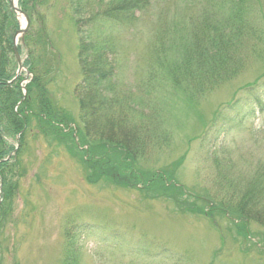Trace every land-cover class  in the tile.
I'll return each instance as SVG.
<instances>
[{"label": "trees", "instance_id": "trees-1", "mask_svg": "<svg viewBox=\"0 0 264 264\" xmlns=\"http://www.w3.org/2000/svg\"><path fill=\"white\" fill-rule=\"evenodd\" d=\"M177 3L178 0H69L82 72L75 92L80 106L78 141L86 145L83 137L90 142L89 149L83 152L85 162L102 178L123 173L117 164L119 159L135 185L170 191L174 180L171 175L140 168L154 149L170 143L162 99L183 92L190 101H201L238 76L264 44V0H193L183 6ZM18 7L30 20L18 50L21 55L27 53L24 66L32 78L24 95L23 76L13 81L18 68L14 37L20 24L8 0H0V233L24 177L21 166L29 137L47 132L67 137L60 125L73 123L71 116L55 105L48 89L53 77L48 78V70L41 71L42 59L37 52L39 44L53 49L46 27L51 1L18 0ZM144 29L149 31L146 57L134 69V83L124 86L122 72L126 68L122 62L128 59L125 40ZM262 98L263 84L245 88L216 112L200 144L206 147L213 140L216 145L219 133L229 131L227 124L231 131V115H239L246 106L264 110ZM220 121L225 122V127ZM210 159L212 171L208 173L210 179H206L210 201L201 212L209 216L213 211L234 214L264 228V157L248 168H240L239 161L217 152ZM174 190L184 195L182 189ZM77 252L67 245L63 264H79ZM167 253L170 254L164 250ZM144 255L156 257L151 250Z\"/></svg>", "mask_w": 264, "mask_h": 264}, {"label": "rangeland", "instance_id": "rangeland-1", "mask_svg": "<svg viewBox=\"0 0 264 264\" xmlns=\"http://www.w3.org/2000/svg\"><path fill=\"white\" fill-rule=\"evenodd\" d=\"M50 1L46 27L53 49L39 44L41 71L51 73L47 77H53L48 87L53 101L79 129L75 92L82 72L76 27L69 0ZM148 36L144 29L125 40L124 86L134 83V69L146 57ZM259 83L264 85V44L238 76L201 101L192 102L183 92L162 99L170 143L154 149L140 168L171 175L174 186L186 189L184 195L135 185L119 159L122 174L102 178L93 173L83 155L90 142L82 137V145L75 127L67 137L51 132L30 136L22 158L24 177L0 233V264H63L67 245L78 251L79 264H264L263 227L236 223L234 214L201 212L210 201L206 179L212 153L232 157L240 168L264 157V110L248 105L231 115V131L227 124L229 131L219 133L216 145L211 140L204 147L199 141L216 112ZM224 123L219 124L225 127ZM148 250L156 257L144 255Z\"/></svg>", "mask_w": 264, "mask_h": 264}, {"label": "water", "instance_id": "water-1", "mask_svg": "<svg viewBox=\"0 0 264 264\" xmlns=\"http://www.w3.org/2000/svg\"><path fill=\"white\" fill-rule=\"evenodd\" d=\"M10 4H11L12 8H13L15 11H17V12L20 13V14H23V13H22V12H21V11L15 6L14 0H10ZM23 15H24V18H25V20H26V26H25L24 28H22V29L19 31V33H18L17 36H16L15 41L17 40V38L19 37V35H24V34H25V32L27 31L28 26H29V19H28V17H27L25 14H23ZM14 51H15V55H16L17 62H18V75H20L21 72H22V70H23V62H22L21 56H20V54H19V52H18L17 46H15Z\"/></svg>", "mask_w": 264, "mask_h": 264}]
</instances>
